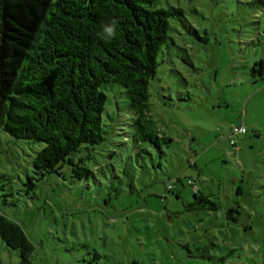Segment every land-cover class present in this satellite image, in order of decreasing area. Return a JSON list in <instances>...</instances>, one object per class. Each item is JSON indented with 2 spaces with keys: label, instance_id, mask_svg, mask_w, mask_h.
<instances>
[{
  "label": "rangeland",
  "instance_id": "obj_1",
  "mask_svg": "<svg viewBox=\"0 0 264 264\" xmlns=\"http://www.w3.org/2000/svg\"><path fill=\"white\" fill-rule=\"evenodd\" d=\"M169 1L201 29L176 25L159 55L150 101L173 138L164 156L127 135L120 85L107 91V139L89 178L67 169L29 190L41 145L0 130V212L33 243L30 264H264V80L250 71L264 59V5ZM195 192L217 208L192 205ZM0 264H27L1 236Z\"/></svg>",
  "mask_w": 264,
  "mask_h": 264
},
{
  "label": "trees",
  "instance_id": "obj_2",
  "mask_svg": "<svg viewBox=\"0 0 264 264\" xmlns=\"http://www.w3.org/2000/svg\"><path fill=\"white\" fill-rule=\"evenodd\" d=\"M258 2L264 5L250 4ZM112 20L116 38L106 42L97 33ZM176 25L195 34L201 29L169 0H0V130L41 145L25 183L29 190L48 175L66 177L67 169L73 181L95 175L99 167L90 163L107 139V91L115 85L127 99L131 141L146 153L148 145L165 155L173 138L153 116L150 86ZM250 71L255 81L264 80V59ZM164 97L170 104L172 96ZM194 196L198 209L217 208ZM237 208H227L228 218L238 219L232 216ZM0 236L30 264L33 243L19 221L1 212Z\"/></svg>",
  "mask_w": 264,
  "mask_h": 264
},
{
  "label": "clouds",
  "instance_id": "obj_3",
  "mask_svg": "<svg viewBox=\"0 0 264 264\" xmlns=\"http://www.w3.org/2000/svg\"><path fill=\"white\" fill-rule=\"evenodd\" d=\"M116 24L115 20L110 23L102 25V29L97 33V36L104 39L106 42H110L116 38Z\"/></svg>",
  "mask_w": 264,
  "mask_h": 264
},
{
  "label": "built area",
  "instance_id": "obj_4",
  "mask_svg": "<svg viewBox=\"0 0 264 264\" xmlns=\"http://www.w3.org/2000/svg\"><path fill=\"white\" fill-rule=\"evenodd\" d=\"M236 131L245 133L247 131V128L245 126H241V127L237 128Z\"/></svg>",
  "mask_w": 264,
  "mask_h": 264
}]
</instances>
